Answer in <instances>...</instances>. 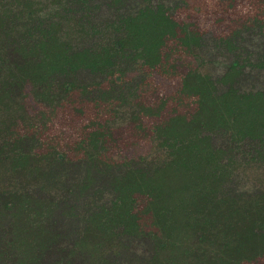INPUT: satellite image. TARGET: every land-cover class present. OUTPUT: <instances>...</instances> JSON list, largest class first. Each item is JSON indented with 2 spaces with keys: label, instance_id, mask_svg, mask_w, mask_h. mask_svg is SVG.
I'll return each instance as SVG.
<instances>
[{
  "label": "trees",
  "instance_id": "obj_1",
  "mask_svg": "<svg viewBox=\"0 0 264 264\" xmlns=\"http://www.w3.org/2000/svg\"><path fill=\"white\" fill-rule=\"evenodd\" d=\"M23 1L27 2L23 7L35 11L45 2L0 0V264H87L92 254L104 247L82 238V227L97 216L110 222L108 235L115 234L118 240L145 237L161 249L159 260L142 256L136 257L135 264H163L168 247H162L168 232L173 255L203 244L193 236L187 223L189 214L183 210L182 200L188 198L186 190L206 178L205 168L213 160L231 168L222 181V195L246 196L233 182L240 166L237 156L245 158L244 153L247 154L251 157L249 163L264 160V90L248 91L238 86L246 66L253 63L248 57L238 56L215 79L202 72L204 60L198 52L205 33L180 23L164 3L145 4L108 21V38L88 48L87 37L84 41L77 34L76 40L61 36L62 13L67 16L72 11L68 0H52L55 4L51 15L43 19L35 11L27 12L25 17ZM111 1L120 4L125 0ZM66 16V23L72 24ZM261 20L264 19L258 16L246 19L239 28L219 37V43L234 52L240 48L237 39L242 31L254 24L260 26ZM75 23L83 38L90 31L101 32L96 27L79 25L78 20ZM130 31L137 33L140 41L129 47L123 38ZM173 41L181 46H171ZM105 45L116 48L110 58L115 72L110 77L105 71L92 72L96 78L88 82L83 74L91 73L94 54ZM176 53L179 65L185 69L176 101L179 106L189 104V109L184 114L173 109L160 122L142 130L153 142L152 154L116 159L102 153L111 127L108 125L113 120L108 121L106 130L95 127L79 139L74 154L62 148L58 140L45 142L41 138L52 125L56 110L73 103L76 95L83 101L80 104L89 103L98 110L107 105L116 114L114 103L117 105L124 95L126 69L137 66L140 57H148L151 67L168 64L176 68L172 58ZM255 64L264 66L261 61ZM104 79L109 82L103 87ZM30 96L48 106V110H28ZM73 109L81 111V107ZM131 118L138 119L134 114ZM95 123L90 121L82 128L94 127ZM70 128L80 127L71 124ZM219 134L226 136L224 144H216L214 136ZM247 148L257 151V158ZM15 152H19L22 161L10 170L8 154ZM89 157L104 160L93 164L88 162ZM184 160L192 164L190 170ZM30 166L33 174L29 173ZM70 172L74 173L72 178ZM99 174L108 178L107 194L102 187L93 189L100 182ZM54 186L60 193L54 191ZM260 192L264 199V191ZM141 198L146 203L139 210ZM166 209L170 214L160 223ZM125 249L127 246L122 251ZM261 256L264 235L254 236L243 247L222 254L216 264H264ZM168 257L165 264H184L179 256L174 261ZM188 261L186 258L187 264Z\"/></svg>",
  "mask_w": 264,
  "mask_h": 264
},
{
  "label": "rangeland",
  "instance_id": "obj_2",
  "mask_svg": "<svg viewBox=\"0 0 264 264\" xmlns=\"http://www.w3.org/2000/svg\"><path fill=\"white\" fill-rule=\"evenodd\" d=\"M263 1L125 0L120 4L117 2L114 4L111 0H68L72 11H69L67 16L66 13H62L64 24L62 25L63 33L61 36H72V40H76L77 34L78 39H84V41L87 37L85 46L93 48L99 42L108 38V33H106L107 31L105 32L108 21L116 19L120 15L131 13L145 4L156 6L164 3L171 7L173 16L180 23H187L191 28L205 33L203 46L198 52L204 60L203 65L200 67L202 72L211 74L215 79L223 74L229 64L238 56L248 57L253 64L261 61L264 65V20H261L260 26L254 24L242 31L237 39V45L240 48H237L234 52H230L218 41L219 37L227 36L233 30L239 28L246 19L253 16L264 19ZM26 4L27 2L24 1L21 3V9L24 11L25 17L28 14L27 12L33 13L36 10L23 7ZM54 4L52 0H45L43 7L39 11H35L34 14L43 19L50 14V11L52 12L51 8ZM173 6L174 9L172 8ZM65 16L67 21H71L72 24L66 23V20H64ZM77 20L79 25L82 23L85 28L96 27L101 32L95 31L91 33L90 31V34L83 38L84 36L78 33L80 27L77 25L78 23H75ZM139 41V37L137 33L134 34V31H130L123 38L124 45L129 47L133 44L137 45ZM174 41L173 43L171 42V46L175 47L177 45ZM180 46L178 44L176 48L178 49ZM115 52L116 48L112 45H105L96 51L90 64L91 73L83 74L88 79V82L96 78L92 72L105 71L107 72V77L114 74L115 68L110 66V58L114 56ZM172 58L174 59V64L177 65L176 68H172L168 64L165 67L159 65H152L153 67H151L147 64L149 62L148 57H140L138 65L135 67L129 66L125 71L126 85L124 87V95L118 100L117 105L114 103L116 114L111 112L107 105L98 110L89 103L80 104L83 101H80L76 95L73 103H67L63 108L56 110L52 125L45 130L41 138L45 142L46 140L49 141V139L58 140L62 148H65L68 153L74 154L73 150L77 141L85 138L93 128L99 127L104 131L106 127L111 126L108 129V136L105 137L103 142L102 153L105 155L110 154L116 159H138L141 155L152 154L153 142L150 141L146 133L143 134L144 131L142 130L147 129V125H155L160 122L171 114L173 109H177L183 114L189 109V106H187L189 104L179 106L176 101L185 69L182 65H179L180 59H178L177 53ZM253 64L250 63V65L246 66V69L239 77L238 86L248 91L264 90V66H255L256 64ZM100 79L101 76L99 77ZM102 82L104 87L108 85L109 81L104 79ZM73 106L75 108L81 107V111L74 110ZM27 109L35 112L48 110V106L34 100L30 96ZM118 113L120 115L115 116ZM133 114L138 119L131 118ZM109 120L113 121L112 124L108 125ZM90 121L96 122L94 127L89 125L82 128V125L85 123L89 124ZM101 123L104 125L102 126ZM71 124L80 127L79 130H72L70 128ZM20 129L23 131L24 127L21 125ZM225 138L226 136L222 137L221 134L214 136L217 145L224 144ZM156 148L160 150L159 146ZM246 150L249 151L251 156L257 158V151L252 150V148H247ZM79 155L81 156L82 153ZM244 156H246V159L243 155L242 157L237 156L240 166H238L233 182H235L237 187L245 191L246 196L235 198L222 195L220 191L221 184L225 176L231 173V168L213 160L205 168L204 174L206 178L197 182L191 190H186L188 198L182 200L183 210L189 214L187 223L192 230L193 236L199 237L203 244L199 246L193 245L194 247L188 248V252L182 251L173 255L170 253L172 248L169 239L171 233H165L166 240L164 239L162 248L166 249L168 247V250L163 254V264L168 263V255L173 257V261L176 256L183 258L181 262L184 264H187L186 258L189 259V264H216L222 254L231 249L243 247L254 236L261 237L264 235L261 234L264 226V199L260 197L262 196L260 191H264V160L259 158V162L249 163L248 161L251 157L245 153ZM174 157L175 155H173L172 159ZM87 159L89 163L99 164L98 162L101 163L102 158L89 157ZM8 161L9 169H16L22 161V156H20L19 152L9 153ZM183 163L185 165L186 160ZM186 165L189 170L193 167L189 162ZM32 169L33 167L30 166L29 173L31 174H33ZM68 175L72 178L74 173L70 172ZM97 179L100 182L93 189L102 187L104 188V193L107 194L108 184L106 185V182H108V178L99 174ZM62 180L64 181L65 178ZM105 180L107 181L105 182ZM231 185L234 186L233 184ZM48 187L52 189L51 185ZM54 191L60 193L55 186ZM145 203L146 201L141 198L138 203V209H143ZM160 203H164V201H160ZM166 210L159 220L160 223L164 222L166 216L170 214V211ZM113 225H111L112 230L116 226L115 221ZM109 226V221L106 222V219L97 216L89 219L85 226L82 227L83 239L102 243L104 246L98 248L92 254L87 264H135L136 257L140 258L142 256H154L153 260H159L161 249H159L157 244L155 245L145 237L118 240L115 234L110 236L106 233V230H109ZM126 246L127 249L123 252L122 250ZM260 262H264V256L260 257ZM172 263L174 262L170 264Z\"/></svg>",
  "mask_w": 264,
  "mask_h": 264
}]
</instances>
